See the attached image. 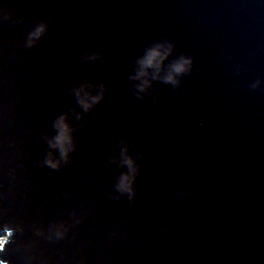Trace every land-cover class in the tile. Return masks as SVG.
<instances>
[{
  "label": "water",
  "instance_id": "95a60500",
  "mask_svg": "<svg viewBox=\"0 0 264 264\" xmlns=\"http://www.w3.org/2000/svg\"><path fill=\"white\" fill-rule=\"evenodd\" d=\"M0 237V264H264V0H0Z\"/></svg>",
  "mask_w": 264,
  "mask_h": 264
},
{
  "label": "clouds",
  "instance_id": "9594fccd",
  "mask_svg": "<svg viewBox=\"0 0 264 264\" xmlns=\"http://www.w3.org/2000/svg\"><path fill=\"white\" fill-rule=\"evenodd\" d=\"M44 31L43 26L38 28L30 37V43L32 38H38L39 35ZM163 45H157L156 47L150 49L146 56L142 58L139 63L141 65L142 70L137 73V75L131 77L134 80H142V83L137 85L139 92H145L147 88L150 86V81L143 79L147 75L144 69L147 68H159L160 64L158 60L162 62L164 58L167 57L168 52L171 51V45L168 46L166 52L161 53L160 49L163 48ZM192 60L188 57H180L173 66L172 71L164 77L165 83H171L173 85H178L179 81L176 79V76L179 74H183L189 72L192 66ZM156 78H159L158 76ZM256 87V85H253ZM79 95V92L77 93ZM102 99V94L98 96H92L90 101L87 99H81L80 103L85 110L90 109L95 103H98ZM54 127L57 129V135L49 141L50 147L53 149H58L61 157L67 159L68 154L74 150V144L72 139V129L69 124L66 122V117L61 116L54 123ZM122 163L128 168V172L123 173L117 184V190L120 192H127L129 194L132 193V184L137 174V168L135 166V161L131 156L128 155V149L125 147L121 151ZM44 164L57 168L59 167V161L52 159L51 157L44 161ZM3 241H0V245H2Z\"/></svg>",
  "mask_w": 264,
  "mask_h": 264
},
{
  "label": "rangeland",
  "instance_id": "374dc122",
  "mask_svg": "<svg viewBox=\"0 0 264 264\" xmlns=\"http://www.w3.org/2000/svg\"><path fill=\"white\" fill-rule=\"evenodd\" d=\"M0 240H1V237H0Z\"/></svg>",
  "mask_w": 264,
  "mask_h": 264
}]
</instances>
